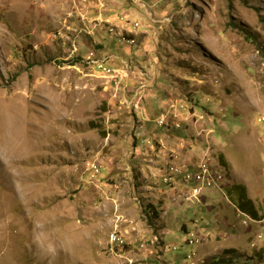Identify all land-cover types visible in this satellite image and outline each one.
<instances>
[{"label":"rangeland","instance_id":"1","mask_svg":"<svg viewBox=\"0 0 264 264\" xmlns=\"http://www.w3.org/2000/svg\"><path fill=\"white\" fill-rule=\"evenodd\" d=\"M232 185L264 214V0H0V264H264Z\"/></svg>","mask_w":264,"mask_h":264},{"label":"trees","instance_id":"2","mask_svg":"<svg viewBox=\"0 0 264 264\" xmlns=\"http://www.w3.org/2000/svg\"><path fill=\"white\" fill-rule=\"evenodd\" d=\"M239 29L250 38L252 33L246 29L239 27ZM97 127V126H96ZM94 127V128H96ZM225 165L224 161L220 158V163ZM222 164V165H223ZM223 165V166H224ZM173 186V185H171ZM228 196L231 197L233 203L244 213L249 215L251 218L258 220L260 219L259 211L256 208L254 202L247 196L246 188L241 185H232L230 188L227 189ZM152 211V217L155 215L158 217V213L155 209L149 210L148 212ZM264 252L263 251H260ZM224 257L219 258H212V260L208 264H235L236 260L233 258L236 255L235 250H225L222 254Z\"/></svg>","mask_w":264,"mask_h":264},{"label":"built area","instance_id":"3","mask_svg":"<svg viewBox=\"0 0 264 264\" xmlns=\"http://www.w3.org/2000/svg\"><path fill=\"white\" fill-rule=\"evenodd\" d=\"M92 52V55L90 57H88L87 59V63H97L99 65V70H108V68H112L111 66H108L107 63L109 62V60L106 59H99L95 53ZM160 123V121H159ZM202 164H205V159L202 160ZM97 167V172H100L99 167L96 165ZM194 168H201V167H195V165H188V166H182L178 163H176L173 166V178H172V183H165L169 186L174 185V180H181V186H188L191 184V180H190V173L194 171ZM202 176L203 173H202ZM163 180H164V175H163ZM199 188V194L202 195V192L204 190V188H210V182H207V186H200V184L198 185ZM199 195V196H200ZM185 199L189 201H193V198H197L198 195H192V191L189 194L186 195H182ZM255 220V219H254ZM261 221L262 226H264V214H262V220H258ZM199 232V231H198ZM202 232H200L201 234ZM258 238H262V241L264 240V235L263 234H258ZM115 243H119L122 246L121 240H118V237L115 238ZM188 243V240H187Z\"/></svg>","mask_w":264,"mask_h":264},{"label":"bare ground","instance_id":"4","mask_svg":"<svg viewBox=\"0 0 264 264\" xmlns=\"http://www.w3.org/2000/svg\"><path fill=\"white\" fill-rule=\"evenodd\" d=\"M202 173L204 176H202ZM217 178V174L214 173L211 168L209 167L208 164L201 166V170L198 173H190V180H193V182H196L198 184H200V186H207V182H210V185L212 184V181H216ZM199 189V188H198ZM198 191V190H196ZM248 217L246 214L242 213V217ZM243 217V218H244ZM250 218V217H248ZM253 219V218H251ZM261 222V221H259ZM262 234V233H261ZM118 237V240H121V243L123 244L124 241L121 237H119L118 235H113L112 236V241L115 243V238ZM197 238V237H196ZM257 239L261 240L262 238H258ZM192 241L193 244H197L198 241H194L193 239H190ZM115 244H119V243H115Z\"/></svg>","mask_w":264,"mask_h":264},{"label":"crops","instance_id":"5","mask_svg":"<svg viewBox=\"0 0 264 264\" xmlns=\"http://www.w3.org/2000/svg\"><path fill=\"white\" fill-rule=\"evenodd\" d=\"M165 102H166V99H164L162 106H164V105L166 106V103H165ZM175 112H177V111H175ZM145 113H146V112H145ZM237 208H238V207H237ZM238 209H239V208H238ZM261 217H262V215L260 216V218H261ZM221 228H222V227H221ZM226 228H227V227H226ZM184 229H185V231L189 232V229H188V228L184 227ZM222 229H223V228H222ZM222 229L219 228L215 233L218 234V236L226 235V230H227V229H223L225 233L222 232Z\"/></svg>","mask_w":264,"mask_h":264},{"label":"clouds","instance_id":"6","mask_svg":"<svg viewBox=\"0 0 264 264\" xmlns=\"http://www.w3.org/2000/svg\"><path fill=\"white\" fill-rule=\"evenodd\" d=\"M189 234V233H188Z\"/></svg>","mask_w":264,"mask_h":264}]
</instances>
